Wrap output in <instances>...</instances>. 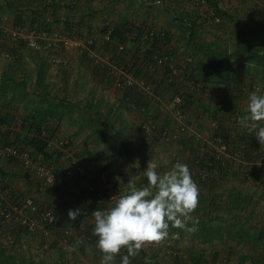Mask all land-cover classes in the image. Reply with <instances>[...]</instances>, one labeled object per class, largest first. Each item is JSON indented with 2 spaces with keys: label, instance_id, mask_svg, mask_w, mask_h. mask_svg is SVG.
<instances>
[{
  "label": "crops",
  "instance_id": "obj_1",
  "mask_svg": "<svg viewBox=\"0 0 264 264\" xmlns=\"http://www.w3.org/2000/svg\"><path fill=\"white\" fill-rule=\"evenodd\" d=\"M179 1L172 0L171 4L165 8L163 4L159 7L162 10H170V8L176 11L186 10ZM215 1V7L222 12V22L219 25H212L214 30L211 32L204 31L205 27L211 29L210 25L206 26L203 22V16L205 13H216L213 5L203 6V11L193 9L192 5H189L187 13L193 9L194 14L190 13L189 19L196 22V27L193 30L194 34L188 30L187 34H184L183 28L177 24L178 19L175 15L171 13L172 16L166 18L162 15V11L160 12L161 9L158 10V6L151 5L159 0H77L72 6H68L66 0H55V8L49 7L41 0H0V19L9 29L4 43L0 44V142L17 147L24 146L19 142V138L27 135L29 128L21 130V127H17V122L19 124L27 118V120H33L34 116L46 129H50L51 132L48 133L47 138L55 145L52 143L50 149H47L52 150L54 156H57V141L61 138H67L66 151L70 155L93 152L94 149L92 150L90 145L87 148L85 145L101 137L115 144L117 147H114L113 151L118 152L122 146L118 140L115 143L112 142V138L121 136L120 133L124 130L123 125L132 129V131L124 130L131 131L130 135H133V129L141 126V131H136L134 136L135 148L141 141L140 137L153 139L143 133L144 120L150 119L160 125L167 123L171 117L169 110H166L167 107L165 110H160L159 103L152 100L145 102L141 100V104L134 108L132 100L137 101V97L134 94L126 95L124 90L115 85L113 77V69L119 66L116 60L122 64H130L129 61L137 56L135 51H140L139 41H136L135 35L129 29L133 20L148 27L166 31L178 61L183 63L187 59L193 78L201 86L200 92L191 89L192 97L185 106L186 113L193 120L195 131L200 136H197L198 138L208 135L213 137L215 128H212L211 120L207 118V115L213 112H219V116L217 114L215 116L225 136L237 139V136L243 137L245 132H251L241 126L239 118L247 112L250 93L259 91L264 94V21L262 24L256 23L257 18L259 20L264 13V0ZM177 5L180 9H177ZM105 17L112 20L115 29L109 46L103 44L101 37ZM225 18L227 26H231L232 34H226V29L222 26ZM184 20V23L188 25L187 19L184 18ZM200 21L203 24L200 23L198 28L197 22ZM38 26L77 35H85L90 31L97 33V38L90 49L80 48L62 54L61 57L66 60L67 65L53 64L48 58L50 51L42 52L29 48L22 34L17 32L19 28ZM194 37L203 43L201 50L199 46L196 47ZM189 41L193 48H187ZM233 42L240 44L235 46L234 52L230 50ZM117 43H123L127 47L125 61L116 57L118 56ZM5 52L15 54L16 57L6 58ZM155 84L154 90L158 95L163 99L168 98L171 89L160 79ZM240 86L244 89L242 90ZM186 92L184 90V93ZM209 93L212 94L214 103L209 102L211 100V98L208 99ZM38 102L40 104H37ZM139 107L143 109V112L142 110L139 112ZM215 110L218 111L215 112ZM187 138L189 139L186 141L182 137V142L175 145L184 156V161L191 164L195 153L203 149L200 148L202 146L200 141L203 139H196L193 135ZM154 140L161 142L160 139L154 138ZM255 142L264 148L254 135ZM206 143L207 141L205 145L208 147ZM170 145L174 144L170 143ZM106 152L112 153L108 149ZM153 152L155 154V150ZM88 157L91 156L88 155ZM109 162L111 164V161ZM131 163H125L120 169L125 171L126 185L122 181L125 192V188L128 189L129 180L132 179L128 176L129 168L133 167ZM157 165V170L162 167L160 164ZM255 165L258 164L249 165L248 168L252 169ZM163 168L168 171L166 166ZM239 170L241 165L237 163L228 170L226 176L222 175L216 185H205L204 188L198 185L199 193H201L199 204L191 214L193 220L188 221V227H194L195 230L184 229L183 243L175 246L180 249L176 258L180 260L179 264H190L187 261V249L191 248H194L193 251H198L204 260L209 259L214 251H220V256L230 251L229 260H225L224 263L220 260L219 264H252L250 259L240 263L238 252L247 243L254 245L252 238L245 240L246 231L251 226H257L255 222L264 219V205L261 207L257 202L260 201L261 188L258 180L253 176L248 177L247 180H241L242 174ZM0 178L7 190L8 204L18 202L30 193L36 195V200L44 207L52 200L86 203L84 184L76 178L60 180L52 187L44 184L39 186L34 182L39 181L27 174L17 158H0ZM42 186L44 189L41 188ZM35 188L39 191L35 192ZM244 195L247 197V204L242 200L243 198L239 197ZM89 208L90 217L87 221L79 223L76 227L77 234H94L93 211L109 209L108 207L91 209L90 204ZM241 218L247 219V222H240ZM207 220H211L210 224L213 227H220L218 234L221 239L216 236L210 242H199L202 238L199 234L205 232L201 227ZM194 221L198 222L194 223ZM241 228L244 229L241 233L242 239L236 235ZM176 229L175 231L182 235L178 228ZM252 233L253 230L249 232V236ZM175 234L176 232L173 234L174 237ZM194 234L197 237H194ZM39 239L40 232H27L15 238V244H20L19 248L15 244L4 245L0 242V264H100L101 262L103 253L92 240L86 241L80 247H74L60 242L55 237L50 248L42 255H37L32 252V247ZM70 247L72 251H68ZM144 247L137 255L146 264H176L173 260L175 256L172 258L169 252L152 250L156 256L148 257L144 253ZM184 251L186 255L182 254L185 253ZM240 253L251 255L245 252ZM115 264H118L116 260Z\"/></svg>",
  "mask_w": 264,
  "mask_h": 264
},
{
  "label": "built area",
  "instance_id": "obj_2",
  "mask_svg": "<svg viewBox=\"0 0 264 264\" xmlns=\"http://www.w3.org/2000/svg\"><path fill=\"white\" fill-rule=\"evenodd\" d=\"M41 1L48 6L55 2V0ZM66 1L68 6H72L77 0ZM195 4L206 5V0H197ZM203 18L204 23L208 26L222 22L221 15L216 13H205ZM260 19L264 21V13L260 16ZM129 29L135 35L136 41H139L140 51H135L137 56L129 61L130 64H122L116 60L119 66L117 65L118 67L113 69L115 85L124 90L126 95L134 94L137 97V101L132 100L134 108L141 104V100L143 102L152 100L157 104L159 103L160 110H165L166 107V110H170L171 117H169L167 123L160 125L150 119L144 120L142 129L145 136L160 139L161 142L168 144L181 143V137L187 136L190 128L187 120L186 102L183 96L185 94L184 90L192 89L200 92L201 86L193 78L187 65V59L183 63L178 61L166 31L148 27L134 20L131 22ZM114 30L112 20L105 17L101 30V37L105 46H109L113 40ZM17 32L22 34L29 48L38 49L42 52L50 51L51 54L48 55L50 62L63 65H67V62L61 57L62 54L80 48L90 49L97 38V33L90 31L85 35H77L66 31L61 32L38 27L19 28ZM8 34L9 29L0 19V44L4 43ZM116 51L118 55L116 57L125 61L126 45L117 43ZM4 55L10 59L16 57L15 54L7 52ZM96 60L98 61V58ZM158 79L171 89L168 98H161L154 90ZM211 96L212 94L209 93L208 97ZM138 109H140L139 112L141 110L143 112L142 108L139 107ZM211 124L216 129L219 125L218 119L213 118ZM261 124H264V122H261ZM42 134L46 135L45 129L42 130ZM58 140V150L62 151L60 160L63 158L66 160L65 164L61 165V173H58L54 169V165L48 163L42 154H37L31 147L25 145L17 147L0 142V158L19 159L27 174L47 186H55L62 177L64 179L76 178L84 184L86 203L52 200L44 207L30 193L21 198L20 201L8 204L6 202L7 190L0 178V242L2 244H15V238L22 236L25 232H40V239L32 247V252L37 255L45 253L55 237L60 242L74 247H80L89 240L97 244L98 237L95 234H77L74 225L77 220L83 223L90 217L91 211L89 201L86 199L87 196L110 208L121 195L126 193L111 176L109 170L102 169L103 166L95 158L70 155L66 151L67 138ZM52 143L47 138L46 149H50ZM206 144L208 146L206 150H210L214 162L210 167L201 166L196 169L199 179L218 181L225 170H229L237 163H244L243 152L239 149L240 147L225 142L220 135L213 136ZM53 145L55 144L53 143ZM54 158H57V156H54ZM171 161L173 165L176 162H181L186 164L189 169L192 168L184 161L178 147L172 151ZM252 163L250 162L249 165ZM70 210H74L76 213L74 219L68 217ZM57 219H61L59 226L55 223ZM15 245H17V248L20 247V244ZM170 245L171 242L168 238L159 242L148 243V247L157 252L166 251ZM123 255H127L126 249H122L121 253L117 254L116 260L121 261ZM139 261L131 257V264H140Z\"/></svg>",
  "mask_w": 264,
  "mask_h": 264
},
{
  "label": "clouds",
  "instance_id": "obj_3",
  "mask_svg": "<svg viewBox=\"0 0 264 264\" xmlns=\"http://www.w3.org/2000/svg\"><path fill=\"white\" fill-rule=\"evenodd\" d=\"M261 122H264V94L252 92L248 97L247 112L239 118V123L264 145V124ZM157 168V163L149 161L144 172L146 186L138 188L136 181L130 179L128 191L112 207L93 211L97 248L103 253L100 264H115L122 249L127 250V255L121 257L120 264H131V257L136 256L146 243L167 238L170 227L195 230L188 227V221L193 220L191 214L199 204V187L189 167L176 162L164 174ZM75 215L74 210L68 213L70 219ZM72 250L71 247L68 249Z\"/></svg>",
  "mask_w": 264,
  "mask_h": 264
},
{
  "label": "trees",
  "instance_id": "obj_4",
  "mask_svg": "<svg viewBox=\"0 0 264 264\" xmlns=\"http://www.w3.org/2000/svg\"><path fill=\"white\" fill-rule=\"evenodd\" d=\"M180 1L182 3L187 2V5L189 3H191L193 5L199 6V4H195L197 2V0H180ZM215 2H216L215 0H206V4L209 7L211 5H213V8H214L213 10L216 12V14L222 15L221 10L219 9L220 11H218V8L215 7L216 6ZM54 4L55 3H53L51 6L49 5V7H52V6L54 7ZM259 20L257 18L256 23L262 24L263 20H261V21H259ZM187 22H188V25L186 23L187 30L191 31V33H192L196 27V22L193 20H190V19H188ZM38 28H39V26H38ZM186 91L187 92L185 94H183V96L185 97L184 98L185 102H189L191 97H192V95L190 93L191 90L187 89ZM215 112H216V110H215ZM211 115H213V114H211ZM214 115H216V113H214ZM214 118L217 119L216 117H214ZM26 123H29L28 126L25 125ZM21 125L26 126L25 128L28 127L29 130H28V134H27L28 136L23 135L21 138H19L20 139L19 142L23 143L25 146L31 147L34 150V152H36L37 154H42L43 158L48 163L54 165V169L58 173H61V164H60L61 160H60V158L62 157V151H59L57 149L58 150L57 151V158H54V154H53L54 152L52 150L46 149V140H47L46 136L48 135V133L51 132L50 129H46L45 126L43 125V123H41L40 120L38 118H36L35 116H34L33 120H27V121L23 122ZM43 129H45L46 135L42 134ZM216 135H220L225 142H227V143H229L235 147L236 146L240 147L239 149L243 152V162H244L242 164L240 163L241 170H239V171L242 174L241 175L242 177L240 179L241 180H247V179H249L248 177L253 176V177H255L256 180H258L259 186H261L260 196H259L261 202L259 200L257 202L262 207L264 205V148L257 145L256 142L254 143V133L253 132H245L243 137L237 136V139H234V138H230L228 135L225 136L223 130L220 128V125H218V127L214 130L213 136H216ZM16 137H18V135H16ZM200 142L202 145V146H200V148H203V149H202V151H197L195 153L193 161H192V168L190 169V171L192 174V178L197 179L199 181L201 187L204 188L205 185H212V184L216 185L217 180H214V179L201 180V179H199V177L197 175L196 169L200 168L201 166L210 167L214 162V158L209 152L210 150L209 151L206 150L205 142L204 141H200ZM126 152L130 153L129 150H126ZM250 162H253V164H251V165H254V164H258V165L257 166L255 165V166H253L252 169H250V168H248ZM102 169H106V167L103 166ZM227 173H228V170H225L222 175L226 176ZM61 180L63 181L65 179L62 177ZM239 193H241V192H239ZM199 194H201V193H199ZM239 195H242V194H239ZM239 197H241V199L243 198L242 200L245 202V204H247L248 201H247L246 195L239 196ZM86 199L89 201V204L91 205V209L103 208V207L107 208L106 205H104V204L100 205L99 202H97L95 199L91 198L90 196H87ZM204 222H205V225H203L201 228L205 232L204 233L202 232V234H199L202 237V238H200L199 242H204V243L210 242L216 236L217 237L219 236V238H220V235L218 234L220 227H218V228L213 227V225L210 224L211 220H207ZM244 222H247V219H245ZM55 223H56V225L59 226L61 224V219L60 220L57 219L55 221ZM79 223H81V222L79 220H77L74 225L76 227H78ZM196 227H198V225ZM206 228H208V229L205 230ZM251 228L250 229H251V231L253 230V233L250 234V236L248 233H246L245 240L248 241V239L252 238L254 241V244H260L261 243L263 246V251L261 252V254L256 255V256L240 253V255H239L240 263L245 262L247 259H250V260H252V264H264V229H261V228L258 229V226H255V225L251 226ZM243 230L244 229L241 228L240 232L238 234H236V235L240 236L241 239L243 238V236H241V233ZM25 233H27V232H25ZM193 236L197 237L195 234ZM175 249H176V247L174 246V244H171L168 247V249L166 250V253L169 252V254L172 256V258H173V256H175V258H173V260L176 264H179L180 260H176V258H178L179 254L175 251ZM193 249L194 248L187 249V261L190 264H219L220 260H223L222 262L224 263L225 260L226 261L229 260V256L231 255L230 251L226 255H222V256H220V251H214L211 254V256L209 257V259L204 260L202 258L203 256L198 251H195V250L193 251ZM133 258L140 260L139 261L140 264H146L144 261L141 260L140 257H138V255L133 256ZM116 261L118 262V264H120V261H118V260H116Z\"/></svg>",
  "mask_w": 264,
  "mask_h": 264
},
{
  "label": "rangeland",
  "instance_id": "obj_5",
  "mask_svg": "<svg viewBox=\"0 0 264 264\" xmlns=\"http://www.w3.org/2000/svg\"><path fill=\"white\" fill-rule=\"evenodd\" d=\"M153 1H155V0H153ZM170 1H172V0H159V2H156V3H154V4H152L151 3V5H156V6H158L159 7V5L160 4H163L164 5V8H165V6H168V5H170L171 4V2ZM179 3L181 4V6L182 7H185L186 8V10H183V11H179V10H175V9H172V8H170V10H162L161 9V7H159V9L158 10H160V12L162 11V15L164 16V17H166V18H169L170 16H172V14H173V16L175 15L176 16V19H178L177 20V24L179 25V27L180 28H183V30H184V34H187V27H186V24L184 23L185 22V20H184V18H186L187 20L189 19L188 17H190V13H193L194 14V11H193V9H196V10H198V11H201L202 10V7L203 6H208L207 4L205 5H203V6H196V5H193V4H191V3H189L188 5H187V2L186 3H182L181 1H179ZM178 4V3H177ZM189 5H192V10L190 9L189 10V13H187V8H190L189 7ZM201 7V8H200ZM205 8V7H204ZM177 9H180V7H179V5H177ZM154 11V10H153ZM163 11H165L166 12V14H165V12H163ZM203 11V10H202ZM134 12H132V14H133ZM167 13H168V15H167ZM172 13V14H171ZM170 14V15H169ZM200 14V13H199ZM223 16H224V14H223ZM225 17V16H224ZM228 19V18H227ZM204 22V21H203ZM200 23H202V21H200V22H197V26H198V28L200 27L199 26V24ZM203 24V23H202ZM219 25V24H218ZM207 26V25H206ZM211 26V29H208L207 27H205L203 30L205 31L206 30V32H211V30H214L213 28L214 27H212V25H210ZM223 27H225V32H226V34H232V31H230V25H228L227 26V21H226V18H225V21H224V23H223V25H222ZM229 29H228V28ZM185 28V29H184ZM217 28H219V26L217 27ZM231 32V33H230ZM193 34H194V32H192ZM192 34V35H193ZM194 41H195V43H196V47H198L199 46V49L201 50V47H203V43H201V41L200 40H198V39H196L195 37H194V39H193ZM190 42L191 41H189V42H187V48L189 47V49L190 48H193L192 46H190L191 44H190ZM193 42V41H192ZM213 45V44H212ZM238 45H240L239 44V42H233L232 44H231V46H232V49L230 48V50L232 51V52H234L236 49H235V46H238ZM230 46V47H231ZM195 47V46H194ZM205 47V46H204ZM139 50H140V47H139ZM240 88H243V87H241L240 86ZM185 98V97H184ZM211 98V100L209 101V102H213L214 103V98L213 97H210ZM210 98H208V99H210ZM185 100V99H184ZM37 104H40V102H38ZM210 104V103H209ZM212 107V106H211ZM213 108H214V106H213ZM197 111H199V108H197ZM216 111H218V110H216ZM16 112V111H15ZM169 112H170V110H169ZM139 113V112H138ZM193 113H198V112H193ZM200 113V112H199ZM18 113H16V115H17ZM213 115H207V118L208 119H210V120H213V118L214 117H216L217 115L219 116V112L218 113H216L217 115L215 116L214 115V113H212ZM15 115V114H14ZM190 115V114H189ZM191 116H193V115H191ZM206 118V119H207ZM28 119V118H27ZM27 119H24L25 121H27ZM19 120V119H18ZM24 120H22V121H20L19 122V124H18V122H17V127H21L22 125V123L23 122H25ZM187 120H189V126H190V128H189V130H188V132H187V136H189V133L191 134V135H193L196 139H203V141L205 142V141H210V139H212V137H209V135L208 136H205V137H202V138H198V137H200V136H198V134H197V132L195 131V128H194V123H193V120L188 116V114H187ZM209 120V121H210ZM88 123H89V121H87ZM211 123V122H210ZM28 124L29 123H26L25 125L26 126H28ZM66 125V124H65ZM208 125H209V122H208ZM26 126H22L21 127V130H24L23 128H25ZM124 127L122 128V129H124V130H131L132 131V129L130 128V127H128V126H125V125H123ZM212 126V125H211ZM212 128H213V126H212ZM123 130V132L122 133H120V135L122 136H120L121 138H123V139H121L119 136H116V137H113L112 138V142H114L115 143V141L116 140H118V142H119V144H120V146H122V147H120V150H122V152L119 150L118 152L117 151H113L114 149V147H117L115 144H112L111 142H108V140L106 139V140H104V139H102V137L99 139V140H95V141H90V143L91 144H87V145H85V148H87V146L88 145H90L91 147H92V150H93V152H91V153H87V152H83V153H79V154H75V155H81V154H84V155H86V156H91V157H93V158H95L98 162H99V164L100 165H103V166H105L106 167V169H109V172H110V174H111V176L116 180V182L119 184V186H121V187H123V183H122V181L124 182V185H126V183H125V178H124V175H125V171H120V169L123 167V165L125 164V163H131L132 165H133V167L132 168H129V173H128V176L130 177V178H132L133 180H137L136 181V186L138 187V188H140V187H143L142 186V184H144V186H146L147 185V179H146V177L144 176V172H145V169L147 168V165H148V162L149 161H152V162H155V163H157V164H160V166H162V167H160L157 171L159 172V173H161V174H164V173H166L167 171L165 170V168H163V167H167L168 168V171L170 170V168H172L173 167V164H172V161H171V153H172V151L174 150V149H177V146L174 144V145H170V144H168V143H164V142H157V140H154V139H148V138H145V137H140L141 138V141L139 142V145H138V147L137 148H135L134 146V143H133V140H134V136H135V134H136V131H141V126H139V127H137V129L135 128V129H133V135H130L131 134V131L130 132H127V131H124ZM210 130H211V127H210ZM129 133V134H128ZM197 134V135H196ZM71 135V134H70ZM187 136H184L183 138L186 140V139H189V138H187ZM198 136V137H197ZM69 137H72V136H69ZM75 137H77V136H75ZM129 137V138H128ZM182 138V137H181ZM78 139V138H77ZM102 140H104V141H102ZM99 141V142H98ZM187 141V140H186ZM117 142V143H118ZM180 142H182V139H181V141ZM161 143V144H160ZM122 148V149H121ZM107 149L108 150H111L112 151V153L111 154H109V153H107L106 151H107ZM115 149H117V148H115ZM87 150V149H86ZM126 150H129L130 151V153H127L126 152ZM131 150H133L132 152H133V154L131 155ZM135 150V151H134ZM155 150V154H154V152L153 151ZM88 151V150H87ZM193 154V153H192ZM84 155H82V156H84ZM183 156V155H182ZM193 156V155H192ZM158 157V158H157ZM183 158H184V156H183ZM193 158V157H192ZM65 158H63V159H61L62 160V162L60 161V164L62 165V164H65V161L66 160H64ZM109 161H111V164H110V162ZM189 165L192 167V163L190 164L189 163ZM162 168V169H161ZM120 178H124V179H120ZM30 179V178H29ZM194 179V178H193ZM32 181H34V180H32ZM194 181L196 182V184L197 185H199L200 183H199V181L197 180V179H194ZM35 182V184H38L39 186L40 185H43V184H41V183H39V182H37V181H34ZM139 182V183H138ZM75 183L76 184H79L77 181H75ZM121 184V185H120ZM139 184H140V186H139ZM42 189H44V187L42 186L41 187ZM123 190H124V187H123ZM125 190H126V192L128 191V189L127 188H125ZM39 191V189H36L35 188V192H38ZM33 194V193H32ZM34 195V194H33ZM36 196V195H35ZM37 198V197H36ZM66 201V200H65ZM68 201H70V200H68ZM38 202V201H37ZM39 203V202H38ZM40 204V203H39ZM240 220V222L241 221H244V219H239ZM252 221V220H251ZM252 222H254V221H252ZM255 224L257 225V226H259V228H261V229H263L264 228V219H262L261 221H258V222H255ZM260 229V230H261ZM175 230H177L175 227H170L169 228V235H168V239H170V242H171V244H174V246H178V245H180V244H182L183 242L182 241H184L183 240V238H185V235L183 234V231H184V229H180V228H178V230L182 233V235H180V233L178 232L177 233V231H175ZM246 231V230H245ZM176 232V234H175V237H174V233ZM248 234H249V232H251V229H247V231H246ZM184 235V236H183ZM187 237V236H186ZM182 242V243H181ZM145 251H144V253L146 254V256H148V257H155L156 255H155V252L154 251H152V249H150L149 247H148V243H146L145 244ZM175 250H178L177 251V253L179 252V250L180 249H177V247H176V249ZM263 251V246H262V244L260 243V244H254V245H249L248 243L246 244V245H244V246H242L241 248H240V250H239V254H240V252H245V253H250L251 255H254V256H256V255H259V254H261V252ZM185 252V251H184ZM182 254H185L186 255V252L185 253H182ZM235 258V257H234Z\"/></svg>",
  "mask_w": 264,
  "mask_h": 264
}]
</instances>
